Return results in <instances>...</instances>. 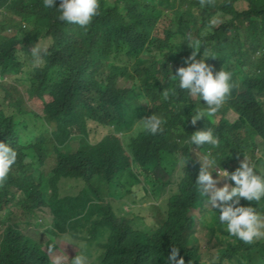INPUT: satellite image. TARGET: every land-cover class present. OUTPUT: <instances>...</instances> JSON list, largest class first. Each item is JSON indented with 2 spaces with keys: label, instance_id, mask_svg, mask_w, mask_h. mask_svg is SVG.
<instances>
[{
  "label": "trees",
  "instance_id": "1",
  "mask_svg": "<svg viewBox=\"0 0 264 264\" xmlns=\"http://www.w3.org/2000/svg\"><path fill=\"white\" fill-rule=\"evenodd\" d=\"M178 1L98 0L97 14L80 26L58 18L59 0L53 7L43 0H0V16H9L6 29L15 32H0V141L17 153L0 180V264H72L77 256L82 264H167L173 247L185 264H255L257 255L264 264V236L244 242L230 235L195 185L205 159L209 167L231 172L249 155L263 171L262 160L252 158L254 146L264 147V0ZM185 36L214 54L205 58L213 73H232L218 110L195 125L189 114L206 112L207 105L172 76L191 51ZM7 79L27 82L25 94L41 103L42 138L22 143L25 124L15 130L10 115L34 112L24 107L20 90L6 87ZM130 107L135 110L128 113ZM226 110L235 114L232 121L224 118ZM152 113L164 121L163 131L130 132ZM90 122L106 131L93 141ZM207 127L218 134L215 149L188 141ZM125 129L131 135L128 153ZM27 148L39 160H51L42 179L46 196L23 160ZM73 183L78 192L60 195ZM135 185L142 189L136 200L144 201L167 187L163 206H154L153 216L161 218L153 228L134 223L145 219L139 212L128 216L121 208L133 204ZM112 192L120 193V202L108 198ZM238 203L264 217V197ZM198 227L205 229V240L196 236ZM69 232L67 246L77 249L57 262L58 243Z\"/></svg>",
  "mask_w": 264,
  "mask_h": 264
},
{
  "label": "clouds",
  "instance_id": "2",
  "mask_svg": "<svg viewBox=\"0 0 264 264\" xmlns=\"http://www.w3.org/2000/svg\"><path fill=\"white\" fill-rule=\"evenodd\" d=\"M43 3L46 7H53L56 4V0H43ZM241 3L244 5L245 1H241ZM56 8L59 11L58 18L60 20L85 26L97 14L98 0H59ZM22 26L25 28L29 27L27 24H22ZM14 33L13 30H9L6 33V37ZM190 46L191 51L187 56L183 57L184 66L178 67L175 75L172 76L180 89L187 90L190 95L198 96L199 99L202 98L203 104L207 105L206 112L197 108L189 114V123L195 125L197 120L205 118V115L210 116L218 110L232 86L230 83L232 73L223 68L213 73L212 66L205 62V58L214 56V54H211L208 49L201 47L199 42H193ZM17 47L20 48L21 45L17 44ZM198 50L200 52L199 59L196 58ZM32 56L34 63L38 64L40 60L38 49H32ZM168 94V91H164V99L168 98ZM163 122L160 116L152 113L146 118L138 119L137 124L131 125L128 129L133 127V132L140 130L156 134L163 131ZM90 124L94 123L90 122L88 125ZM128 129L124 130L127 153V144L131 137L129 131H127ZM188 141L195 146L208 144L213 149L219 144L218 134H215L210 127L193 131L189 135ZM253 154L255 157L252 159L260 158L263 162L261 164L264 166V147L254 146ZM16 156L17 153L13 147H10L6 142L0 141V180L7 176L10 166L16 161ZM248 160H250V156L246 155L231 172H228L225 168H217L215 165H211L213 167L210 168L211 172L201 167L195 178V185L198 191L201 195L208 198L213 209L218 210V220L225 225L227 232L244 242H251L254 238L264 236V217L258 215L250 204L244 206L238 203L241 198L246 201H259L264 197V167L258 163L263 171L258 170ZM206 165L208 164L205 159ZM211 173H215L216 177L214 178ZM221 178L224 179L222 180L223 184L217 186V182ZM227 180L233 183L229 184ZM123 182L126 181L124 180ZM114 184L119 187L121 183L118 178L114 179ZM113 195L114 192L108 198L111 199ZM70 235L71 232L65 233L62 241L67 244ZM82 260L83 257L77 256L72 260V264H82ZM167 264H185L184 258L182 256L178 257L177 248L173 247L171 249L167 256ZM255 264H260L258 255L255 259Z\"/></svg>",
  "mask_w": 264,
  "mask_h": 264
},
{
  "label": "rangeland",
  "instance_id": "3",
  "mask_svg": "<svg viewBox=\"0 0 264 264\" xmlns=\"http://www.w3.org/2000/svg\"><path fill=\"white\" fill-rule=\"evenodd\" d=\"M178 2L179 1L176 0L175 3H178ZM7 17H9V16H6L2 19V17L0 16V32H1V34L7 33L9 31L6 29V25H5V24H7V20H6ZM13 17H15V16H13ZM183 40H184L185 45H190L189 43H191V41L189 38H187L185 36V37H183ZM141 57H144V58L147 57L148 58V56L145 53L141 54ZM7 80H8V82L6 83V87H14L17 90H20L22 95H23V98L25 100L24 107L27 108L28 110L34 112L32 115L28 114L27 111H25V113H23V114H20V113L14 114V112H13V114L10 115L11 120L13 121V125H14L15 130L19 129L20 124H25V129H20L21 132L24 133L22 143H25L28 139H30V138H28L30 136H33L31 138H36V137L38 138V136L41 137L40 136L41 133L39 132L41 130V126H40V121L38 120V116L40 115L39 113L41 112V109H38V107L41 106V103L37 100L30 99L25 94L24 86L27 85V82L23 83V81H19L17 83H13L9 79H7ZM11 109H13L12 103H11ZM134 110L135 109L133 107H130L127 112L130 113ZM223 116H224V118L229 119L230 121H232L233 118H235V114L230 110H226L224 112ZM134 120H136V118H133V121ZM89 127L92 129V131L90 132V137H89L90 141L98 139L103 133L106 132V131H104L103 133H101L99 127H96L92 124H90ZM130 132L133 133V127L130 129ZM124 138H125V136H124ZM253 140L255 142H260V139L257 136H255V137L253 136ZM31 153H34V151L31 148L25 149L23 151V154H24L23 160H25L26 163L30 164V166L32 168L33 179L36 183L37 182L40 183L39 190L46 196V192L43 191V187H42L43 186L42 185V179L47 177L49 174L51 160H49L47 156L45 158L39 160V158L37 156L30 155ZM256 154H258V152H256ZM198 160H204V158L199 157ZM261 166H263V165L261 164ZM201 167L206 168V170H208L210 172H211L210 168H213L211 166L209 167L208 165L202 166V164H200V168ZM211 175H212V173H211ZM213 177L215 178L216 175ZM222 180H224V179L221 178L220 180H218L217 186H221L223 184ZM68 186L69 185L64 186V190L62 191V193H60V195H65L64 193L69 192L71 190H75L76 192H78V190H79L78 183H73L71 186H69V187ZM138 188H139V185H135L134 186L135 193L130 195V199H131L130 202H132L133 204H129L130 206L122 205L121 208L123 209L124 213L126 211H128V213H127L128 216H130L131 212L132 213L133 212H139L141 215H143L145 217L144 220L147 221V223L145 224V222L142 218H140L139 221H138V219L135 218L134 223L139 222V224H141L144 227L148 226V227L153 228L161 218V216H153L155 214V212H157V209L154 206H157L159 208H160V206H163L162 203H163L164 198L166 196L165 191H166L167 187L165 188V191H163L161 193V195H159L157 197L153 196L151 201H144L143 198H139L136 200V194H139L140 190H142V189H138ZM114 196H115V198L112 199V202L118 203V202H120V199H122L121 197H119L120 193H114ZM157 203H158V205H152V204H157ZM137 207H141V208L136 209ZM161 213H162V211H161ZM204 232H205L204 228L198 227L195 231V234L200 240H205ZM58 244H59L60 249H58L57 253H56L57 262H60L62 260V257L65 256L66 254H67V256L72 255L75 252V250L77 249L76 247H74V248L70 247L69 248L64 241H59Z\"/></svg>",
  "mask_w": 264,
  "mask_h": 264
}]
</instances>
